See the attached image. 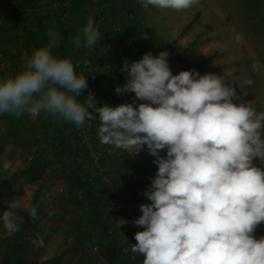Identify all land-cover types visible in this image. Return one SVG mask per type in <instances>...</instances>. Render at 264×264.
<instances>
[{
	"label": "clouds",
	"instance_id": "1",
	"mask_svg": "<svg viewBox=\"0 0 264 264\" xmlns=\"http://www.w3.org/2000/svg\"><path fill=\"white\" fill-rule=\"evenodd\" d=\"M139 3L145 10L179 13L200 0ZM100 39L90 16L71 43L92 49ZM58 44L50 39L24 54L20 71L0 76V114L32 120L46 114L58 125L77 127L98 119L102 144L131 155L146 146L158 168L143 193L150 202L140 204L141 215L132 222L143 229L130 244L142 264H264V237H255L264 223V167L254 164L257 158L264 164V111L251 102L234 103L239 99L231 85L235 79L195 69L173 74L168 51L148 52L131 63L125 59L120 69L126 83L115 92L133 93V102L97 106L91 92L83 102L78 99L88 80L70 58L54 54ZM2 167L9 175L15 172L11 161ZM21 208L22 198L11 200L0 214L7 232L20 230L14 210ZM27 214L37 218V208ZM126 223L119 220V228Z\"/></svg>",
	"mask_w": 264,
	"mask_h": 264
},
{
	"label": "rangeland",
	"instance_id": "2",
	"mask_svg": "<svg viewBox=\"0 0 264 264\" xmlns=\"http://www.w3.org/2000/svg\"><path fill=\"white\" fill-rule=\"evenodd\" d=\"M14 1L30 9L32 15L25 18L13 5L0 0V66H6L1 76L20 71L24 54L30 55L40 47L39 40L34 39L38 20L46 21L48 29L53 30L60 26L59 23H65L72 13L78 18L77 22L85 25L86 13L92 17L99 12L100 6L92 0H70L66 6L60 4L56 8L53 3L49 6V0ZM62 5L63 10H67V17L63 18ZM48 8L53 9L46 12ZM196 13L197 19L185 28ZM115 16L104 15L101 35L107 31L106 35L116 36L122 32L112 30L118 27L117 22L126 25L124 33L128 39L122 40L126 55L142 54L146 46L177 49L197 63L204 74L235 79L231 85L239 99L234 98V103L251 102L258 111H264V0H200L199 5L179 13L144 9L141 18L144 30L141 31L125 23L127 16ZM143 33L154 34L157 38L144 39ZM238 34L242 36L241 42L236 40ZM53 35L51 32L50 37ZM56 38L61 45L65 43L60 33ZM98 48L105 49L108 62L104 67L111 68L112 65H106L114 64L116 60L112 59L116 56L103 46H95L94 51ZM67 58L73 61L79 56ZM168 62L173 74L185 70L174 60ZM96 65L99 68L97 80L101 67ZM119 76L122 79L102 85L100 93L95 90L97 106L115 107L133 102V93L116 94L115 88L126 83L124 73L119 71ZM247 79L253 81L251 86L244 83ZM94 115L98 117L99 114ZM53 123V118L46 114L36 120L28 115L14 118L0 114V214L8 208L9 201L20 198L24 201V208L14 210L21 222L16 232L18 240H3L13 233L7 232L0 222V264H107L102 254L104 231L98 226L99 219L92 213L84 194L86 175L94 181L96 193L108 190L112 196L102 214L109 218L108 232L123 244L122 256L127 260L130 244L136 243L135 233L143 230L132 222L141 215L140 204L150 202L143 193L157 172L154 157L148 154L146 146L138 154L131 155L102 144L97 135L98 119L82 127L88 146L82 142L79 128L74 124L51 127ZM4 161H11L15 168L11 175L3 171ZM254 164L264 167L259 158ZM36 192L39 195L38 215L31 219L27 211L34 207L32 196ZM121 219L128 223L119 228ZM255 237H264V223L257 227ZM40 239L43 246H39Z\"/></svg>",
	"mask_w": 264,
	"mask_h": 264
},
{
	"label": "trees",
	"instance_id": "3",
	"mask_svg": "<svg viewBox=\"0 0 264 264\" xmlns=\"http://www.w3.org/2000/svg\"><path fill=\"white\" fill-rule=\"evenodd\" d=\"M55 0H49V6L54 2ZM60 2V4H63V2L65 0H57ZM100 5L105 6L106 11H102L99 12L97 14H102V15H109V14H113V9H109V7H115L116 5H121V13H125L124 16H127L128 18L125 20V23L127 25H129L130 21L129 20H137V23L139 24V30L141 31L144 30V27H142L141 25V18H142V13L144 11V9L141 7L139 0H98ZM110 7V8H111ZM65 8V7H64ZM53 8H48V10H46V12H49L50 10L52 11ZM61 12L63 13V5ZM32 15L31 11H24V17L25 18H30V16ZM71 14H68L67 20H65V23H59L60 26H55L56 28H52L54 31V34H58L60 33L64 39L68 38L69 36H75L79 33L80 31V27L78 26L77 22V17H75L74 15L71 17ZM198 13H196L194 15V17L190 20V22L185 26V28H188L189 25L191 23H193L196 19H197ZM86 19H88V15L86 13ZM85 22H87L85 20ZM131 24V23H130ZM133 24H135L133 22ZM118 27H113L112 30H116V31H120L122 30V32L117 33L116 36L119 37V40H124V39H128V36L124 33L126 31V29L128 27H126V25H123L121 22H117ZM141 25V26H140ZM131 26V25H130ZM135 26V25H134ZM101 24L99 26V30L100 33L102 34L101 30L102 28ZM133 27V26H132ZM49 28V25L47 24L46 21L43 20H38L37 21V27H36V37H34L35 40H39L38 42H40L41 46H44V42L46 43V41H48V36L45 34L47 29ZM135 29V27H133ZM132 28V29H133ZM184 28V29H185ZM57 29V30H56ZM184 29L182 30V32L184 31ZM130 30V29H129ZM106 34L101 35V43L102 44H110L111 48L109 49V52L111 53L112 51L116 52L117 51V47H115V44L111 42H108L109 40H105L103 39L102 36H104ZM152 36L153 38H157L154 35H149ZM52 37V36H51ZM54 37V35H53ZM62 39V40H64ZM40 46V47H41ZM168 51L170 53L168 60H174L177 63H179L185 70H192L195 69L197 70L201 75H203L204 73L198 68L197 63L192 62L187 56H185L184 54L180 53L177 49H170V47H164V48H152V47H147L144 48V50H142V54H139L140 57H142L145 53L151 52L154 56L158 55L159 52L161 51ZM115 55V54H113ZM92 60L94 61V58L92 56ZM96 84V83H95ZM94 86V90H96V85ZM58 126V124L54 123L52 124L51 127H56ZM61 141H63V137L61 136ZM64 143V142H63ZM85 147V146H83ZM70 151V150H68ZM93 180L89 179V176L86 175V184L84 185L82 182L80 183V186L85 187V197L87 200V203L89 205V207H91V211L92 213L94 212L99 221H98V226L102 228V230L104 231V241L102 243V246L104 248L102 254L103 257L105 259V261L107 262V264H142V256L136 255L135 257L133 256L132 253H130V255L128 254L127 260L126 258H124L122 256V250H123V244L120 242V240L118 238H116L115 236H113L110 232H108V227H109V218L108 217H103V211L106 209V207L108 206V202L111 199V194L108 192V190H106L105 192H99L96 193L95 192V187L93 186ZM39 204V195L38 193H34L32 196V205L34 207H36ZM18 235L16 233L10 234L9 236H6L3 238V240H18Z\"/></svg>",
	"mask_w": 264,
	"mask_h": 264
},
{
	"label": "crops",
	"instance_id": "4",
	"mask_svg": "<svg viewBox=\"0 0 264 264\" xmlns=\"http://www.w3.org/2000/svg\"><path fill=\"white\" fill-rule=\"evenodd\" d=\"M120 6L121 5H116L114 8L118 11H116V10H113V14H109L110 15V17H117V16H115V15H119V18H121V16H123V15H125V13L123 14V13H121V8H120ZM71 15H72V13H70ZM75 15H76V13H75ZM145 14H143V16H144ZM72 17V16H71ZM141 20V19H140ZM130 21V23L132 24H130L131 25V28H133L132 26H133V22L135 23V30L136 31H139V24L137 23V20H129ZM78 26L80 27V28H82L84 25L82 24V23H78ZM55 29V28H54ZM36 30V29H35ZM53 31L54 30H49V29H47V31H46V35L48 36L47 38H48V41H46V43L44 42V44L43 45H46L48 42H49V40L50 39H52V38H56V35L57 34H54L55 36L53 37H50V34H51V32L53 33ZM55 32V31H54ZM105 33H107V31H104V34ZM150 35H152L151 33H150ZM154 35V34H153ZM118 36V35H117ZM117 36H111V35H109V34H107V35H104L103 37V39H105V40H111L114 44H115V47H117V51L116 52H114V51H112L111 52V54H115V56H116V59H112L113 61L114 60H116V62L114 63V64H111L112 62H110V64H107L106 66H110V65H112V67L111 68H109V69H106L104 66H105V64H106V62H108L107 61V55H106V53L104 52L105 51V49H101V48H98L97 50H95L94 52H93V58H94V61H95V63L96 64H98L100 67H101V69H100V72H99V74H98V76H97V80H96V89L97 90H101V88H102V85H111V83H114V82H116V80H118V79H122L121 78V76H119V71H121L120 69L122 68V66H123V61L125 60V59H127L128 61H129V63H131L132 61H137V60H139L140 58H142V57H140V55H130V54H125L126 53V51H124L123 52V49H124V47H125V43L122 41V40H119L118 38L119 37H117ZM74 36H69L68 38H66V39H64V41H65V43H62V45L60 44L61 43V41H59V44H58V46L56 47V48H54L53 49V52H54V54H56V55H58V56H60V57H78V56H80L81 55V52L79 51V49H77L76 48V50H74L73 51V49H74V46L72 45V43H71V41H72V38H73ZM56 39H58V38H56ZM60 45H61V47H60ZM41 46V45H40ZM63 49V50H62ZM134 49H135V47H134ZM77 51V52H76ZM136 53H138V52H136ZM135 53V54H136ZM126 55V56H125ZM107 67V68H108ZM118 75V76H117ZM125 75V74H124ZM108 78V82H106V79ZM104 85V86H105ZM99 90V93L101 92Z\"/></svg>",
	"mask_w": 264,
	"mask_h": 264
},
{
	"label": "built area",
	"instance_id": "5",
	"mask_svg": "<svg viewBox=\"0 0 264 264\" xmlns=\"http://www.w3.org/2000/svg\"><path fill=\"white\" fill-rule=\"evenodd\" d=\"M6 1L9 4L13 5L21 13H24V11H30V9H28L27 7L19 6L18 4H16L14 0H6ZM69 1L70 0H65L63 2V5L66 6L67 3H69ZM92 1L95 4L99 3L98 0H92ZM59 5H60L59 1L55 0L53 2V6L55 8L58 7ZM98 5H100V4H98ZM102 11H105V7L103 5H100L99 6V12H102ZM66 15H67V10L63 12L61 18L65 17ZM92 17L94 19V23L99 27L100 24L103 22L104 15L96 14V15H94ZM96 46H103L106 49H110L111 48L110 44H102L100 40L97 42ZM94 48L86 49V48L81 47L79 49V51L81 52V55L79 56V58H75L73 60L74 65L78 66L77 69H76L77 73L85 75L86 79L88 80V88L78 97V99L81 102H83L87 98V95H88L89 92H91L95 96V90H94V86L93 85L96 82V72L99 70V68L92 60ZM5 69H6V66L4 64H2L0 66V76H1V74L3 73V71ZM85 125H91V120L90 121H86ZM78 128H79L78 134L82 135V142L86 143V140L84 139L85 136H84V132H83L82 127H78ZM86 146H88L87 143H86Z\"/></svg>",
	"mask_w": 264,
	"mask_h": 264
}]
</instances>
